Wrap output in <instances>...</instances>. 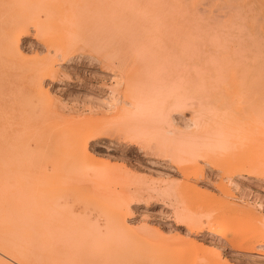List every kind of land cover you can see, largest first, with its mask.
Instances as JSON below:
<instances>
[{
    "label": "rangeland",
    "instance_id": "rangeland-1",
    "mask_svg": "<svg viewBox=\"0 0 264 264\" xmlns=\"http://www.w3.org/2000/svg\"><path fill=\"white\" fill-rule=\"evenodd\" d=\"M58 1L52 3L49 0H27V6L24 0L20 2L17 0L11 11L13 17L22 18L25 14L26 20L28 16L30 25L35 19L32 27L30 25V27H23L16 33V35L19 33L15 40L18 42L16 46L20 48L18 50L20 53L17 58L13 57V87L6 91L0 89V95L6 92L13 93L11 100L13 102V109H11L13 111V147L19 146L20 149L21 146L23 147L22 151L19 149L20 153L13 149L14 153H18L15 159L16 167L13 165L15 172L13 181H16L13 184L16 183L14 186L17 190L19 188L23 190V193L26 191L28 195L36 191L38 194L36 192L34 194L43 196L39 199H44L47 194L44 192L47 191V173L54 168L57 173L58 167L63 165L64 180L59 183L57 189L60 192H72V195L68 192L66 204L69 211L65 213V219L69 221L71 217L74 226L81 228L80 231L75 230L77 233L73 232L66 236V238L70 237L68 238L70 245L64 243L67 246L76 245V240L81 237H100L102 234L113 241L116 237L109 236V232L113 231L112 225L109 226L111 230L107 231L109 229L107 226L111 222L110 216H107L108 211L105 209L109 206V202L107 203L109 199L121 197L122 201L127 203L126 225L125 229L114 226V231H119L117 234L112 232V235L116 234L119 238H116V242L114 241L116 248L112 241L106 242L107 239H103L104 236L100 237L103 243V240L107 243L109 253L113 252V248L110 247L116 249L114 255L118 258V264H179V262L181 264H189L188 262H191L190 264H264V189L262 192L257 190L260 186L264 188L262 137L260 141L263 145L261 146V143L254 146V144L251 145L255 143L252 139L256 141L258 137L252 138L247 135L246 138L238 134L220 136L214 130V123L197 122L189 118L190 109L188 108L182 112L167 110L169 120L166 124L157 119L154 109H148V112L139 110L131 97L134 89L128 86L127 78L137 79L141 76L143 70L141 62L134 60L128 54L125 44L112 42L110 36L103 32L102 27H96V23L84 20L69 22L67 10L71 7L72 0H66L67 3L63 2L64 0ZM202 2L206 5H202ZM49 3L60 8L57 15H51V17L45 15L48 7L46 4L49 5ZM190 3L198 8L210 9V16H219L221 19L228 17L225 14L230 18L234 15L233 19L236 14L233 13L235 7L240 6L242 11L244 8L245 19L237 18V25L246 22L264 36V0H192ZM33 6L35 9L32 8ZM29 8L34 11H30ZM31 12H37V14L32 13L33 15L30 16ZM33 25L35 28L37 26L35 30ZM65 44L67 47L64 46ZM55 47L59 48L60 52L63 51L61 55L56 56L58 59L51 57ZM49 58L51 61L55 60L52 64L54 71L45 76L42 75L43 83L40 82L38 86L32 88L28 86L26 78L30 75L31 69L49 62ZM121 64L127 69L125 67V71L123 69V74L120 76ZM103 72L113 73L108 75L119 74L117 76L120 78L115 76L116 80L110 79L109 76L103 77L101 76ZM240 72L242 74L239 80L241 78L249 80L251 74L242 76L243 72ZM245 85L239 86V90L246 93L245 96L241 94L227 97L233 101L232 108H242L247 106L246 103L249 100L261 102L264 98V86L258 87L251 82L246 85V88ZM109 88L110 92L107 91ZM111 89L114 91L112 94ZM212 91L233 95L235 89L221 85ZM167 97L171 98V96ZM112 99H118V101L115 100L113 104ZM108 100L110 103L107 102ZM218 101L221 102L222 99ZM6 110L10 109L6 108ZM174 112L175 115L182 113L184 117H188L189 120L182 116L188 122L185 124L179 114V117L176 115L174 118ZM175 121H178V124ZM188 124L191 126L189 127ZM186 125L189 128H186ZM165 126L170 133L165 132L168 131L167 128L162 129ZM248 136L251 138L249 139ZM234 138L235 141H233ZM80 142L86 149L82 159H80L81 154H78L79 163L76 161L72 144H80ZM250 145L256 147V149L251 147L254 149L253 152L251 150L253 157L248 155L249 152L247 153ZM257 147L260 149L258 150ZM28 148L31 149L28 150ZM56 149L63 150L62 157L58 155L60 153ZM53 151H57L55 152L57 156L55 153V156H52ZM254 152L259 153V157H254ZM185 155H189L188 160ZM191 156L194 159L196 156L202 157L194 161ZM83 158L89 161L93 158L95 160L89 163L87 159L83 161ZM63 159L67 161L64 162ZM53 160H56V166L51 162ZM190 160L192 164L194 161L193 168H185L190 171H183L184 165L191 167L188 162ZM239 160L242 161L241 164ZM258 163L261 164L260 167ZM185 172L190 173L189 176ZM97 182L100 184L98 185ZM44 213L42 212L40 216H44ZM15 214L17 216V213ZM100 215L104 217V220L100 218ZM226 215L237 218L238 225H243L244 228L247 226L249 229L248 231L246 228L247 231L254 239L253 244L246 246L248 248L229 246L207 236L206 226L216 223L217 220L220 221L219 219L227 217ZM16 216L13 214V228L18 231L14 244L40 245L46 236L45 230L32 232L25 226L26 216L22 214ZM101 221H106L108 225L106 222H104L105 226L100 225ZM159 251L162 255L158 253ZM31 256L28 258L18 256L21 259L15 257L13 264L23 262L32 264Z\"/></svg>",
    "mask_w": 264,
    "mask_h": 264
},
{
    "label": "bare ground",
    "instance_id": "bare-ground-1",
    "mask_svg": "<svg viewBox=\"0 0 264 264\" xmlns=\"http://www.w3.org/2000/svg\"><path fill=\"white\" fill-rule=\"evenodd\" d=\"M16 1L15 0H0V89L5 90V91L13 87V62H14L13 57L17 58L19 55L18 53H20L18 51L20 48L18 49L16 46L18 45L17 44L18 42L16 41L18 37L15 38L16 36L19 35V33L18 35H16V33L18 32V30H21L23 27H28L30 25L28 24L30 21L28 16L26 20L24 19L25 17L24 13H22L24 14L22 18L13 17V12L11 11L13 9V4L16 3ZM24 1L25 3L27 2V0H24ZM49 1L54 3V1L56 0H49ZM65 1L66 0H64L63 2ZM22 2L21 4H23ZM190 2H192V0H72L70 1L71 7L67 11H68V14L70 15V16L68 15V17H70L69 22H72L75 20H79V21L84 20L85 22L89 21V22L96 23L95 24L96 27L98 26L102 27L101 29H103V32L107 33L110 36L112 42L125 44L127 47V51H129L128 54H130L134 58V60L137 59L138 61L141 62V64L143 65L141 76L138 77L137 79H132V78L129 79V77L127 78L128 86L130 87L132 86L131 88L134 89V92L131 95V97L135 100V104L137 105L139 110L147 111L148 109L149 110L154 109L156 112L157 119L161 121L162 123L166 124L168 123V120H169V112L167 110H173V111L179 110L180 112H182L184 109L188 108L190 109L189 118L195 119L197 120V122L204 121V122L214 123L215 124L214 130L217 133H219L220 136L238 134V136L239 135L244 136V137L246 136V138H247V135L252 136V138L258 137L259 138L257 139L258 141L257 140L255 141V139H252L254 140L256 144L251 143V145L254 144V146H258V144H261L264 141L263 140V137H264V98L261 99L263 102L262 101L255 102L253 100L251 101L247 100L248 101V103H246L247 106H244L242 108L240 107L232 108L234 107L232 106L233 101L231 99L229 100L227 97L229 95H231V97H234V95L237 96L241 94L242 95L244 94L245 96L246 93H243L242 91H240L239 86H243L244 84L246 85L250 84V82L251 84H254L258 87L264 86V36L260 35L257 32V30H255L254 28H251L250 25H247L246 22H241L239 25H237L236 23V21H238L237 18L240 17L241 20L245 19L244 8L242 11V8L240 6L235 7L234 12H233L234 14L236 13L235 14L236 20H235V17L232 19L234 15L230 18L229 15L225 14L226 12L224 14L228 17L225 19H221L219 16H213V17L210 16V12H211L210 9L198 8L196 6H193ZM29 3L33 5L31 2ZM52 3H49V5L46 4V6H48L47 9L45 10V15L47 14L46 15L47 17L48 16L51 17V15H57V13L60 10L59 7L53 6ZM65 3H67V1ZM204 3L202 2V5ZM18 5H20V3H18ZM18 5L17 6L15 5V6L18 7ZM34 7L35 6H33L32 8ZM29 9L30 11L31 10L34 11L31 8ZM38 10L40 11L39 8ZM27 11L29 10L27 9ZM63 11L64 10L62 9V12ZM37 12L35 13L37 14ZM32 13L33 12H31L30 14L28 13V14L30 16L33 14L35 15V13L33 14ZM68 17H67V20H68ZM32 19H34V17ZM52 22L53 21H51V23ZM32 24L30 25L31 27H32ZM36 28L33 25V29L35 30ZM64 46H66V44ZM50 49L52 50V48ZM60 51L61 50H59V48L55 47L54 52H53L54 55L51 53L52 54L51 57L53 56L58 57V55H61L63 52V51L62 52ZM57 59H56V62H57ZM53 61L50 60L49 62H46L42 64L41 66L32 68L30 75H28V77L26 78V84L30 86L31 88L41 84L40 82L43 81L41 80L42 75L45 76V74L52 73L54 71L52 67ZM37 63L38 62H36V64ZM59 65H57L58 68H59ZM124 68H123V65L121 64L120 65V76L121 74H123L122 71ZM240 71L243 72L242 76L251 74L249 77V80H242V78L239 80L240 75L242 74ZM108 74H113V73L106 72L101 76L103 77L109 76L110 79L112 78L116 79V77H118L117 75H119L115 73L114 75H108ZM123 78L121 80H123ZM109 84L110 83H108V85ZM221 85L227 86L229 88H234L235 91L233 92V95L231 93H224L221 91L220 92L212 91V89H216ZM246 85H245V88H246ZM87 87L90 88V86H87ZM106 87L108 86L106 85ZM57 90H58V87H57ZM107 91L110 92V88ZM112 92L114 91H112L111 89V94ZM167 96H171V98H168ZM220 98L222 99V101L224 99V101L217 102V100H219ZM12 99H13L12 92L11 93L6 92L5 94L3 93L0 95V264H13V258L15 257L19 259H21L20 257L28 258L30 257V255H32L31 257H33L32 264H118V258L116 255H114L116 252V249L114 250V247L116 246L115 245L116 243H114V241L116 242L117 239H119L118 235H116L119 231L115 232L114 226L125 229V225H126L125 224V220H126L125 214L127 213L126 212L127 203L124 200L122 201L121 197H120L121 199L117 197H114V199L108 198L109 200L107 201V203L109 202V206L105 210L109 212L108 214V212L106 211L107 216L108 215L110 216L108 217L110 218L111 223L108 225L106 221H103V222L101 221L102 223L100 224L102 225L104 224V222H106V224L108 225L107 227L109 228L107 229V231L111 230L110 227L112 225L113 227L112 232L116 233L112 235V232L108 231L110 233L109 236L117 238V239L116 238L114 239L111 237L112 239H114L113 241L109 239L110 237H108L107 235L106 236L103 234L100 235V237L104 236L103 239L105 240L107 239L106 242L111 243L112 241V244L114 243V247H110V248H113V252H114V253L112 252L113 255H111L112 253L111 252H110L111 254L109 253V248L107 249L108 247L106 245L107 243H105V240H103L105 243L104 244L99 236H94L91 238L81 237L76 240L77 244L74 246H67L64 244V243L69 244L68 238L70 239V237L66 238L68 234L76 232L75 230L80 231L79 229L81 228H79L80 226L79 227L74 226L71 220V217L69 218V221L65 219V213L69 211V209L67 208L66 200L68 199L70 192L69 191L60 192L57 189V186L59 185V183L64 180V176L62 174V170L64 171L63 165H60L58 167L57 173H56L55 168L50 169L51 171L47 173V189H46L47 191H44L47 194L45 196V193H44V196H45L44 199L42 198L39 199L40 197H43V196H37L36 194H38V192L34 190H33L34 192L32 191L31 192L33 194L36 192V194L32 195V193L27 192L29 193L28 195L26 194V191L23 193L22 192L23 190L21 189L19 190V188L17 190V187L14 186L16 183L15 184L13 183L16 181L15 180L13 181V178H14L13 174H15V172L13 171L14 170L13 168L16 167L15 164L17 161L15 159H17L16 156L18 155V153L17 154L14 153L13 149L16 150L15 152L20 153L23 147L21 146V149L19 148V146L18 147L15 146L16 148L13 147V111H11V109H13V102H11ZM7 100H10V101L7 103L6 102ZM20 100L22 99L20 98ZM115 100L111 102H113L114 104ZM117 101L118 99L116 100V102ZM107 102H109V100ZM6 108L10 110H6ZM178 114L179 113H177L176 115L178 116ZM176 115L174 112V118H176ZM179 115L181 117L182 116L184 117L182 113ZM184 118H187V120H189L188 117H184ZM180 121L182 122V120ZM177 122L178 121H175L176 124H178ZM185 122H188V121L184 120V123ZM166 126L165 128L162 127V129L165 130L167 128ZM193 126L196 127V125H193ZM189 127H187L186 125V128H189ZM165 132L170 133L169 130ZM89 135H92V134H89ZM249 136L248 138L250 139L251 137ZM260 137H262V142L260 141L261 139ZM227 141H230V140H227ZM233 141H235V138ZM81 143L82 142H80V144L79 143L72 144L74 146L72 150H74L73 152L76 153L75 158L79 156L78 154H81L80 159L84 157L83 153L85 152L84 150L86 148L84 149V147L81 146L83 145ZM205 143L207 144V142ZM247 145H249V143ZM251 145L249 146L248 150L246 149L247 153L248 152L250 153V154L248 153L249 156L250 155L252 156L251 153L254 151V149H256V147L251 146ZM262 145L263 143L261 144V146ZM251 147H253L254 149ZM258 148L259 147H257V149ZM30 149L28 148V150ZM261 149H263V147H261ZM56 150L58 151V149ZM57 151H53L52 156H55L56 154L55 152ZM62 151L63 150L59 149L58 151L60 153L58 154L59 156L61 155ZM190 151L192 152V149H190ZM262 153L264 154V152H261V154ZM87 154L90 155V153L88 152ZM185 154L187 155V153ZM254 154H253L254 157H257L259 153L254 152ZM188 156H186V160H188L187 159ZM197 156L195 157V159L192 156L191 158H193L195 161L197 160L196 158L200 160V158L202 157L201 156L199 158ZM220 156H223V155H220ZM87 158L89 159V157ZM87 158H83L84 159L83 161H85V159ZM88 159L86 161H88L89 163L95 160L94 158L91 159V161H89ZM183 159L181 160L183 161ZM13 161H14V164H13ZM63 161L66 162L67 160L65 161V159H63ZM76 161H78V158ZM194 161H193V164L191 160L188 161L191 167H189L188 165H187L188 167H186V165H184L185 167L183 169V167L181 166L182 170L190 171L187 169L193 168L192 166L194 165ZM51 162H53V165L56 166L55 165L56 160L55 161L53 160ZM51 162L49 164H51L50 167L52 168ZM78 162L80 163V161ZM224 162H225V159H224ZM241 162L242 161H240L239 163L241 164ZM195 163L197 164V162ZM258 164L260 167L261 164L260 163ZM256 166L258 165L256 164ZM192 170L194 171V169ZM185 173H187L186 175L188 176L190 174V173L188 174V172H185ZM97 183L98 185L100 184L99 182ZM262 189L264 188L261 186L257 188V190L261 192H262ZM21 192H22V195L23 194L24 195L26 194V195L25 196L23 195L24 196L23 197L21 195ZM70 194L72 195V192ZM42 212H45L44 216H40ZM15 213H17V216L19 214L26 216L27 223L25 222V226L29 228L32 232H38L39 230H45L46 236L44 238V241L40 245L14 244V239L18 232L17 230H15L16 228H13V214L16 216ZM100 218L104 220V217H101V215H100ZM219 220L220 221L217 220V222L215 221L216 223L213 222L214 224L211 223L208 226H206L207 234H208L207 236L209 238L215 239L222 243H226L229 246L231 245L236 246L237 248H243L246 246L249 247V245L254 243V239L252 235H250V233L248 232L249 229L247 228V226L246 228L248 229V231L246 228H244L245 226L243 227V225L242 226L238 225L239 220L237 218L235 219V217L233 218V216L232 217L227 216ZM104 233L106 234V232ZM159 235H158V238H160ZM214 242L215 241H213V243ZM174 250L173 252L177 251V250L175 251ZM151 252L153 253V251ZM160 252L161 251H159L158 253L161 254ZM172 256L174 257V255ZM175 256H178V255L175 254ZM165 259L166 257L164 258V260ZM188 263L190 264L191 262H188ZM22 264H24V262ZM179 264L181 263L179 262ZM184 264H187V263H184Z\"/></svg>",
    "mask_w": 264,
    "mask_h": 264
}]
</instances>
